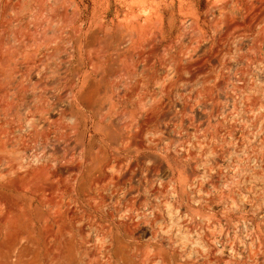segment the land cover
Returning a JSON list of instances; mask_svg holds the SVG:
<instances>
[{
  "label": "rangeland",
  "instance_id": "1",
  "mask_svg": "<svg viewBox=\"0 0 264 264\" xmlns=\"http://www.w3.org/2000/svg\"><path fill=\"white\" fill-rule=\"evenodd\" d=\"M258 1L0 0V264H264V44L199 54L214 17ZM146 22L166 51L135 77L160 101L129 151L141 113L108 110L106 63ZM184 28L204 39L180 79Z\"/></svg>",
  "mask_w": 264,
  "mask_h": 264
},
{
  "label": "bare ground",
  "instance_id": "2",
  "mask_svg": "<svg viewBox=\"0 0 264 264\" xmlns=\"http://www.w3.org/2000/svg\"><path fill=\"white\" fill-rule=\"evenodd\" d=\"M244 10L243 14L241 13V9L235 6V9L232 10L233 14L231 16H222L219 13V16L214 17L211 21V27L215 29L216 35L206 51V48L204 50V47L201 48L199 53L200 56H204V54L214 49L212 57L213 62L219 63L220 65V61L226 59V57L233 52L230 42L232 43L234 41L235 35L242 36V38L236 42V52L247 48L248 50L258 52L259 49L257 46H259L260 43L264 44V32H259L256 35H246L242 32H245V22H248L249 27H254L253 23H255V21L264 20V0H259L255 5H252V7L245 8ZM219 24L222 25L223 30L220 29V31H218V29H216ZM192 25H194V23ZM132 30L133 31L126 33H118L116 47L114 49V57L109 58L106 63L107 73L111 77L116 76L117 78L115 89L110 93V98L116 96L117 102L114 103L110 100V108L108 110L111 111L115 109L117 115H123L128 112V110L132 109L136 110V114L141 113L138 117L139 124L137 125L139 137L138 140L133 139L128 148L129 151L144 148V144L141 141L142 133L152 122V119L148 114L153 108H155V106H157V101L159 100L156 101L155 99H152V95L148 91V82H144V80H136L135 76L144 74L149 69H152L154 67L153 61L161 60L166 51L165 48H162L163 41L161 31L157 30L153 33L150 30L148 22L143 25H138ZM185 30L186 29L184 28V34L182 35L186 40L184 49H179L178 52L170 55L173 59L178 58V62L171 64V66L175 69V72L179 75L180 79L183 78V74H189L190 77L193 78L195 72L201 70V68L195 70V63L190 62L192 59L187 56L188 54L186 52L197 40L202 41V39H204V33L197 32L195 37L190 35L187 36L188 34L186 35ZM248 40H250L249 45L245 43ZM186 58H190V60H187ZM237 58H240V56H237ZM170 69L171 68H166V66L162 65V62H160L157 71L160 72L161 76L165 77L167 71ZM221 72L222 70L220 69V76L223 77ZM222 86L223 82H218V87L220 88ZM171 89V87H168L167 93H170ZM164 90L165 88L162 87V89H159V93ZM201 95V92L195 93L193 94V98H199L198 102L207 105L206 99H202ZM133 96H136L137 98V101L134 104L131 102ZM145 96H149L150 100L146 101ZM153 96H156V93H154ZM182 107L185 109L187 105L183 104ZM109 114V118L113 120L115 113L114 115L112 112ZM196 114L199 115L197 111ZM148 120H150V122H148ZM128 126H130V124H127V127ZM137 129L135 128V130ZM151 158L158 164L162 163V160L157 156L153 155ZM113 168L121 170L122 166L119 162H116Z\"/></svg>",
  "mask_w": 264,
  "mask_h": 264
}]
</instances>
